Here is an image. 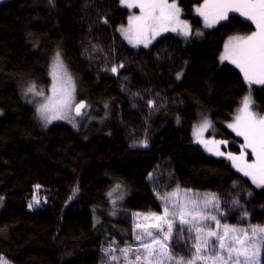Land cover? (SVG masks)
I'll return each instance as SVG.
<instances>
[{"label":"trees","instance_id":"trees-1","mask_svg":"<svg viewBox=\"0 0 264 264\" xmlns=\"http://www.w3.org/2000/svg\"><path fill=\"white\" fill-rule=\"evenodd\" d=\"M201 1L179 0L193 30L189 40L169 34L148 49L132 47L118 31L130 15L119 0L0 3V257L7 264L126 263L119 249L133 250L135 212H161L159 195L177 188L214 193L230 225H264V185L190 135L208 116L227 141L219 151L239 155L244 139L226 124L249 89L240 71L218 57L227 38L255 29L232 13L196 36L202 19L191 6ZM57 52L93 115L78 129L62 122L43 127L22 96L30 84L47 89ZM251 89L254 108L264 114V86ZM34 196L40 203L29 208ZM193 244L185 232L172 253L190 258Z\"/></svg>","mask_w":264,"mask_h":264},{"label":"snow or ice","instance_id":"snow-or-ice-1","mask_svg":"<svg viewBox=\"0 0 264 264\" xmlns=\"http://www.w3.org/2000/svg\"><path fill=\"white\" fill-rule=\"evenodd\" d=\"M119 3L128 8L138 7L140 9V15L129 17V26L127 28L121 26L118 29L129 39L130 43L133 35L137 37V43H143L145 47H148L151 40L163 32H178L179 35L184 37L193 35L191 26L180 19L181 8L178 6L177 0H172L171 3H169V0H119ZM48 4L55 6L54 0H48ZM241 9L246 11H241ZM195 11L198 15L204 17L206 27H213L216 23L227 20L230 11H239L242 16H245L255 24L256 31L251 34L236 35L228 38L221 61L227 60L239 68L249 86L252 84L264 85V0H204V3L196 7ZM103 23L107 24V19H104ZM194 34L196 36L203 35L198 30ZM54 60L57 69L63 68L59 52L56 53ZM123 66V64L119 65L120 68ZM110 71L117 73L118 69L114 66ZM65 75L67 74L65 73ZM181 76L182 72H178L177 79ZM67 83L71 90L69 88L63 89L58 99L55 101L49 99L37 108V115L45 122V127L53 120L65 119V112L73 106L74 97L72 91H74L75 86L71 82V77L67 78ZM28 93L43 95L42 92L36 91L35 84H30L27 87L24 94L27 95ZM148 103L152 106L153 101ZM252 103L250 94L244 96L242 98V106L238 109L240 115L236 117L235 123L228 124V127L237 136H242L244 139V143L241 145L242 151L239 155L219 151V145H226L227 141L198 139L196 142L204 144L205 148L215 155H226L227 159L232 161L238 171L245 176H250L253 183H257L260 186L261 183H264V115L252 112L250 110ZM85 107L86 105L83 101L75 104L76 114L80 115L81 110ZM211 126V123L205 118L200 130L206 131ZM196 134L199 136V131ZM210 143L213 145L212 148L208 147ZM140 145L142 147L148 146L146 141H141ZM247 149L251 150V156L254 157L251 162L245 159L248 155ZM34 187L39 189L41 186L36 185ZM120 187L121 185L117 184L108 195L111 196L112 192ZM78 191V186L73 188L72 196L69 199H72ZM172 195H176V193H172ZM3 199L4 197L0 196V204H2ZM39 203L40 201L34 196L28 207L32 208L34 204L38 205ZM191 203L194 207L187 213V215L191 216V219L186 218L185 208L187 205L180 206L178 222L175 219L177 213H170L167 207L164 208L162 215L151 214L156 221V223L150 225L152 230L144 228V232L135 237L137 241H141L139 248L135 249V251L139 253L143 249L145 253L143 264H152L153 260L156 261V264H164L165 261L168 264H197V261L204 262V264H207L208 261L211 264H261V255L264 253V225H251L248 229L240 230L234 227L229 228L225 225L223 235L210 230L202 238V230L197 224L199 214L193 215L197 201H192ZM203 203L205 208L210 204L213 207H219V201L213 193L205 194ZM233 204L239 205V201L234 200ZM246 215L247 213H245ZM170 216L172 219H169ZM147 218L145 217V219ZM200 219L216 221L217 227L220 223L216 216H204L200 217ZM185 225H188V227L185 228ZM136 227L141 228L143 226L137 224ZM193 229H195L196 235L193 237L195 243L192 245L194 251L191 258H177L172 253V243L175 241L176 236L183 235L185 232L191 233ZM238 231L243 233V235L229 236L230 233ZM249 232L251 233L250 236ZM145 237L148 239L145 240ZM212 238L215 239L213 240ZM226 238H228L227 243ZM157 245L158 247H154ZM210 245L211 248H209ZM113 250L115 249L110 246L109 251ZM208 250L212 251V255L206 257L203 253ZM119 251L124 259L127 260L128 253L132 251V248L128 246L119 249ZM112 259L116 260L117 258L113 256ZM135 261L140 264L142 261L141 255L137 254ZM0 264H7V261L0 257Z\"/></svg>","mask_w":264,"mask_h":264},{"label":"rangeland","instance_id":"rangeland-1","mask_svg":"<svg viewBox=\"0 0 264 264\" xmlns=\"http://www.w3.org/2000/svg\"><path fill=\"white\" fill-rule=\"evenodd\" d=\"M171 2H172V0H169V3H171ZM177 3H178V6H179V0H177ZM203 3H204V0H202V2H200V4L194 6V9H193L194 15L197 16V17H199V18L201 17V19H202L201 30H199L202 33H204L207 30L212 29V27H206L205 26L204 17L198 15L196 13V11H195L196 7L202 5ZM122 7L127 8L130 11L129 17L130 16H133V15H137L138 16V15L141 14L140 13V9L138 7H134V8H128L126 6H122ZM241 11H246V10L245 9H241ZM232 13L233 14H236V15H239L241 18H244V19L248 20L245 16H242L239 11H230L228 13V15H231ZM129 17L127 19L126 25L123 26L124 28H127L129 26ZM180 19L182 21H186L191 26L190 22L187 19H185V18L182 17V11H181ZM222 21H225V20H222ZM222 21H220L219 23H222ZM248 21H250L253 25H255L251 20H248ZM216 24H218V23H216ZM254 31H256V26H255ZM119 32L122 35L123 39L126 42H128L132 47H134V48L140 47V48H145V49H148L155 42V40L159 39V37L166 36V35H169V34L176 35L179 38L181 37L182 39H185V40H189V38L191 37V36L184 37L182 35H179L178 32H171V31H169V32H163L161 35L156 36L154 39H152L151 42L149 43L148 47H145L143 43H137V37L135 35L132 36V42L130 43L129 42V39L126 38L121 31H119ZM233 36H236V35H233ZM198 37H201V36H198ZM227 41H228V38L223 43V46H222L223 49L220 52L218 59H219V61L221 63L226 62V63L230 64L233 68H236V69H238L240 71L239 68H237L234 64L230 63L229 61H227V60H224L223 62L221 61V56L224 53L225 43ZM55 56H56V53H55L54 57ZM54 57H53L52 61L50 62L49 66H48L49 67V76L51 77L50 85L47 87V89L46 88L36 87V91L42 92L43 95H34L33 93H28L27 95H25L24 93H25V91H26V89H27L28 86L25 87V88H23L22 96H24V98L26 100H28L33 105H35V110H37V108L41 104L46 103L49 99H51L53 101H55L56 99H58L60 97V95L62 94V90L63 89L69 88V90H71L70 89V86L67 83V78L68 77H71V82L75 86V81H74L73 77L70 75V73H69V71L67 69V66H65V63L63 62L62 57L60 56V60L62 61V64H63V68H61V69H57L55 67ZM65 73L67 75H65ZM240 73H241V71H240ZM241 75H242V78H243V74L242 73H241ZM247 85H248V83H247ZM257 86H264V85H258V84H252L251 86L248 85V89L249 90H248V92L244 96L250 94L251 99H252V89L251 88L252 87H257ZM72 95L74 97L73 102H72L73 103V106L65 112L66 118L65 119H60V120H53L50 124H47V126H49V125H51L53 123H56V122H62V123H65V124H69L74 129H78V127L84 125L85 123H88V121H90L92 119L91 118V115L92 114L89 113V110L86 107L81 112L80 115L75 116V114H74V107H75V104H77L79 102V98L76 96V87H74V91H72ZM242 98L240 99L241 101H240V103L237 105V107L235 109L236 112L233 114V116L231 117V119L226 124V127L232 133H235V132L231 128L228 127V124L235 123L236 117L238 115H240V113L238 112V109L242 106ZM252 102H253V100H252ZM250 110L252 112L258 114V115H264V114H262L261 112L257 111L254 108L253 103L251 105V109ZM92 117H93V115H92ZM205 118L211 123L210 118L208 116H205V117L199 119L198 121H196L194 123L192 129H191V132H190L192 141L194 143H196V141L198 139H204V140H209V141L210 140L222 141V139L218 135L216 136V134H215L216 132H215V129H214L212 123H211L212 126L210 128H208L206 131L200 130L201 125L203 124ZM38 120L40 121L41 125L43 127H45L44 126L45 122L42 119H40L39 117H38ZM197 131H199V136H197V134H196ZM199 144L204 145L202 143H199ZM222 145H224V144L219 145V148ZM208 147L212 148L213 145L210 143L208 145ZM241 151H242V148L240 146L239 153ZM245 159H247L249 162H251V160H253L254 157L251 156V152H250V154H248L245 157ZM230 163H231V165H233L232 161H230ZM233 167L235 169H237L234 165H233ZM262 185H264V183H261L260 184V186H262ZM117 190L118 189H116V191L112 192V194L117 193L118 192ZM188 190H191V191H188ZM172 193H176V195H172ZM207 193H212V192H210V191L209 192H202V191H199V190L196 191V190H193L191 188H187V189H185V188H177L176 190H174L172 192L166 193L164 195H159V199L162 202V209H161V212H156L155 214L162 215L164 208L167 207L169 209V212L170 213H173V212L174 213H177V216H176L175 219L178 222V219H179V215L178 214H179L180 206L187 205V207L185 208L186 218L187 219H191V216L187 215V213L189 211H191L193 209V207H194L191 202L192 201H197V205L195 206V211L193 212V215L199 214L198 215V218H197V224H198V226L202 230V238L204 236H206L207 235V232L210 231V230L211 231H216V232H218V234L223 235L224 234V231H225V225H227L229 228L234 227L237 230L250 228V226H251L250 224L243 223V222L242 223H239V224H232V225L226 223L221 218L224 215V212H222L220 210V208L213 207V205H211V204L208 205L205 208L203 201L205 199V194H207ZM165 197H167V199H165ZM137 213L139 215H135V217H134V221H133L134 226H133V230H132L133 240H134V246H133V250L130 253H128V255H134V257L132 258V260H133L132 264H138V262L135 261V256L137 254L141 255L142 261L140 262V264H143V256L145 255V253H144V250L143 249H141L139 253H137L135 251V249L139 248L140 243H141V241H137L135 239V237L137 235L142 234L144 232V228H149V230H152V229H150V225H152L153 223H156V221L151 216V214L154 213V212H146V213H144V212H135V214H137ZM204 216H216L217 220L220 221L219 226L217 227L216 221H213L211 219H207V220L200 219V217H204ZM145 217H148V218L145 219ZM169 219H172V217L170 216ZM137 224H140L143 227L137 228L136 227ZM253 225H255V224H253ZM184 227L187 228L188 225H185ZM165 228H166V225H165ZM174 230H175V227H174ZM187 235H188L189 238H192V240L194 241L193 237L196 235L195 229H193L191 233H187ZM232 235L242 236L243 233H241V232L238 231L236 233H230L229 234V236H232ZM250 235H251V233L249 232V236ZM147 239L148 238L145 237V240H147ZM212 239L214 240L215 238H212ZM227 241H228V238H226V243H227ZM194 243H195V241H194ZM154 247H158V245L157 246H154ZM209 248H211V245L209 246ZM203 255H205L206 257L207 256H211L212 255V251L211 250L205 251L203 253ZM190 258H184V259H190ZM127 262H128V259H127L126 263ZM126 263H123V264H126ZM152 264H156V261L153 260L152 261ZM164 264H168V262L165 261ZM197 264H204V262L197 261ZM207 264H211V262L208 261Z\"/></svg>","mask_w":264,"mask_h":264},{"label":"water","instance_id":"water-1","mask_svg":"<svg viewBox=\"0 0 264 264\" xmlns=\"http://www.w3.org/2000/svg\"><path fill=\"white\" fill-rule=\"evenodd\" d=\"M6 1H8V0H0V3H2V2H6ZM81 101H79L78 103H80ZM84 102V101H83ZM77 103V104H78ZM85 103V102H84ZM85 108H83L82 110H81V112L84 110ZM74 114H75V116H77V114H76V111H75V107H74Z\"/></svg>","mask_w":264,"mask_h":264},{"label":"flooded vegetation","instance_id":"flooded-vegetation-1","mask_svg":"<svg viewBox=\"0 0 264 264\" xmlns=\"http://www.w3.org/2000/svg\"><path fill=\"white\" fill-rule=\"evenodd\" d=\"M196 5H198V3H194L191 7L194 9V6H196Z\"/></svg>","mask_w":264,"mask_h":264}]
</instances>
